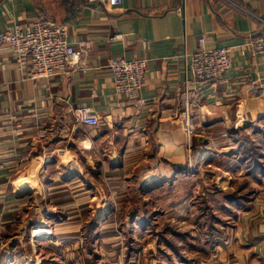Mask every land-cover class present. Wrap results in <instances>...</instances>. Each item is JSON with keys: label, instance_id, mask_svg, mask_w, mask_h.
Listing matches in <instances>:
<instances>
[{"label": "crops", "instance_id": "0c3cea01", "mask_svg": "<svg viewBox=\"0 0 264 264\" xmlns=\"http://www.w3.org/2000/svg\"><path fill=\"white\" fill-rule=\"evenodd\" d=\"M39 21L65 26L76 47L92 46L86 68L50 80H34L9 48L0 47V235L28 211L26 199L37 182L28 178L35 173L48 178L39 194L46 207V192L57 185L53 175L66 192L94 190L86 175L120 192L130 182L145 194L177 190L181 175L195 167L201 174L216 159L239 153L237 129L249 131L252 143L262 142L256 148L264 159V56L243 47L264 30V0H123L112 10L89 0H0V32L15 24L29 30ZM202 38L207 50L232 49L221 82L202 85L193 78L192 56ZM114 59L146 60V85L134 99L116 95L108 70ZM185 92L192 103L190 134ZM80 107L91 108L101 125L79 126L69 111ZM169 200L175 206L176 199ZM148 202L149 195L143 205ZM78 203L66 208L75 211ZM238 217L233 234H224L226 244L202 264H264V188ZM140 219L130 222L148 224ZM145 251L156 254L154 247Z\"/></svg>", "mask_w": 264, "mask_h": 264}, {"label": "rangeland", "instance_id": "374dc122", "mask_svg": "<svg viewBox=\"0 0 264 264\" xmlns=\"http://www.w3.org/2000/svg\"><path fill=\"white\" fill-rule=\"evenodd\" d=\"M234 132L238 140L237 155L216 159L212 168L201 174H194L195 167L189 175H181L174 191L165 189L143 194L132 182L126 183L125 192L108 190L104 183L101 185L96 178L86 175L87 186L95 187L94 190L74 187L66 192L60 187L64 182L56 181L59 176L53 175L57 185L46 192V200L51 205L44 207L39 194L48 178L41 173L30 175L28 179L37 181L36 191L27 196L28 211L15 218L11 227H5L6 231L0 235V264H202L212 253L208 248L211 244L207 246L205 240L208 242L211 236L214 250L225 245L226 231L229 236L233 234L232 226L237 224L238 216L264 188V169L257 173L253 169L259 160L256 147L262 142L249 141V131ZM228 139L233 141L231 137ZM190 145L189 141L188 151L193 153ZM119 194H125V198L117 200L115 196ZM148 195L149 202L144 206L143 199ZM170 197L176 199L175 206L170 205ZM228 197L239 203L227 201ZM75 200L79 202L77 209L70 211L66 205L75 204ZM135 217L140 221L147 217L148 224L140 221L132 224L130 221ZM214 218L219 222L212 233L205 228ZM38 228L42 236L32 238L33 230ZM140 229L151 234L143 237L138 234ZM161 235H165V241H161ZM146 247H154L156 254L145 251ZM175 252L181 256L177 257Z\"/></svg>", "mask_w": 264, "mask_h": 264}, {"label": "built area", "instance_id": "2783aa9c", "mask_svg": "<svg viewBox=\"0 0 264 264\" xmlns=\"http://www.w3.org/2000/svg\"><path fill=\"white\" fill-rule=\"evenodd\" d=\"M100 4L109 10L120 7L123 0H89ZM114 40H121L116 35ZM91 43L84 42L78 47L69 42V32L65 26L39 21L29 30H23L18 24L4 32H0V47H7L12 52L19 68H28L34 80H50L67 74L69 70L86 68L84 58L91 50ZM200 49L193 54L191 73L194 80L202 85L224 80L231 68L232 49L213 48L207 50L205 39L199 40ZM243 47L254 56H264V30L245 39ZM147 62L143 59L133 61L111 60L108 70L112 77V84L116 95L134 99L146 85ZM186 130L192 131L189 122L192 103L189 93L185 92ZM69 114L82 127L98 128L102 119L91 108L80 107L70 109ZM192 133V132H191ZM40 228L33 230L32 238L41 237Z\"/></svg>", "mask_w": 264, "mask_h": 264}, {"label": "trees", "instance_id": "16d2710c", "mask_svg": "<svg viewBox=\"0 0 264 264\" xmlns=\"http://www.w3.org/2000/svg\"><path fill=\"white\" fill-rule=\"evenodd\" d=\"M243 158V156H241V159ZM261 161V160H260ZM259 160L257 161V163H254V165H253V169H254V171L257 173V171L258 170H262V169H264V167L262 166L263 164L260 162ZM242 164V163H241ZM260 170V171H261ZM227 201H229V202H231V203H237V201H238V203H239V200H236L235 198H233V197H228L227 198ZM237 203V204H238ZM240 206H244V204H239ZM222 207H223V209H225L226 211H230V212H232L227 206H223L222 205ZM215 219H217V218H214L213 219V221H210V224H209V226L207 227V228H205L206 230H209V231H211L212 233H213V231H214V229H216V224L219 222V220L217 221H215ZM211 222H212V224H211ZM209 234H210V232H209ZM165 235L164 236H162L161 235V241H165ZM210 239H211V236H209V239H208V242H207V239L205 240V242H206V245L208 246V244L210 245V246H208V248H211V249H213V246H212V242H210ZM206 246V247H207ZM176 253V252H175ZM176 255H177V257H180L181 256V254H180V252L179 253H176Z\"/></svg>", "mask_w": 264, "mask_h": 264}]
</instances>
